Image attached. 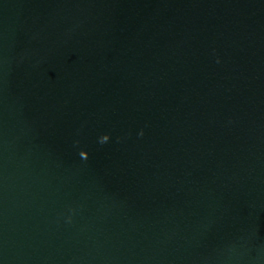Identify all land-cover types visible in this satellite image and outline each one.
<instances>
[{
  "label": "water",
  "instance_id": "95a60500",
  "mask_svg": "<svg viewBox=\"0 0 264 264\" xmlns=\"http://www.w3.org/2000/svg\"><path fill=\"white\" fill-rule=\"evenodd\" d=\"M0 264H264V0H0Z\"/></svg>",
  "mask_w": 264,
  "mask_h": 264
},
{
  "label": "clouds",
  "instance_id": "9594fccd",
  "mask_svg": "<svg viewBox=\"0 0 264 264\" xmlns=\"http://www.w3.org/2000/svg\"><path fill=\"white\" fill-rule=\"evenodd\" d=\"M105 140L107 139V136H105V138H104Z\"/></svg>",
  "mask_w": 264,
  "mask_h": 264
}]
</instances>
